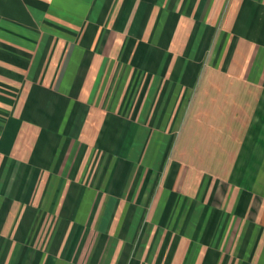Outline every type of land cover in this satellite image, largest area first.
I'll return each instance as SVG.
<instances>
[{
	"label": "crops",
	"instance_id": "obj_1",
	"mask_svg": "<svg viewBox=\"0 0 264 264\" xmlns=\"http://www.w3.org/2000/svg\"><path fill=\"white\" fill-rule=\"evenodd\" d=\"M0 264H264V0H0Z\"/></svg>",
	"mask_w": 264,
	"mask_h": 264
}]
</instances>
